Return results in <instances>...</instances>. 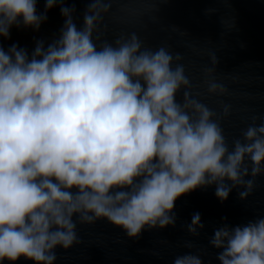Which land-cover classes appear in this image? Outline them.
I'll return each mask as SVG.
<instances>
[{
  "label": "clouds",
  "instance_id": "obj_1",
  "mask_svg": "<svg viewBox=\"0 0 264 264\" xmlns=\"http://www.w3.org/2000/svg\"><path fill=\"white\" fill-rule=\"evenodd\" d=\"M57 3L45 0L38 14L37 0H0V36L13 26L39 30ZM110 8L91 0L78 28L75 6H61L64 24L47 46L38 40L31 55L0 47V264L21 256L55 264L58 247L80 242L77 225L101 218L130 238L174 227L180 196L215 185L221 202L236 187L244 200L264 174V124L230 148L216 113L193 98L184 66L173 67L180 53L146 48L134 32L97 46L94 30ZM210 59L208 73L219 62ZM206 83L209 93L225 91ZM186 227L198 236L201 215ZM209 244L220 264H264V217L223 224ZM173 264L203 261L187 253Z\"/></svg>",
  "mask_w": 264,
  "mask_h": 264
},
{
  "label": "water",
  "instance_id": "obj_2",
  "mask_svg": "<svg viewBox=\"0 0 264 264\" xmlns=\"http://www.w3.org/2000/svg\"><path fill=\"white\" fill-rule=\"evenodd\" d=\"M111 8L102 12L103 20L94 30V42L136 33L144 47L153 50L164 46L182 59L174 62L185 68L190 79L193 98L206 104L216 115L231 148L234 139L254 122L264 124V0H110ZM91 0H63V5L47 10V20L39 30L13 26L10 38L0 36L5 51L16 44L29 55L38 40L45 46L57 38L64 24L61 6H75L73 19L83 27L84 12ZM45 12V0H37V13ZM218 64L214 71L210 57ZM215 80L224 92L209 93L207 80ZM181 89L177 102H183ZM229 106L227 114L224 106ZM250 163V162H249ZM251 178V177H247ZM227 183H231L228 181ZM256 187L244 200L239 198L242 187L233 188L228 199L221 202L215 195L216 186L197 188L175 201V226L145 230L138 238L101 218L96 222L78 224L80 242L70 249L58 247L55 264H173L177 256L187 253L201 257L203 264H220V249L209 244L214 229L228 224H247L264 217V174L256 177ZM194 213L201 215L205 227L198 236L187 231ZM75 219V217H74ZM191 245L188 247L187 245ZM3 264H12L5 260ZM15 264H34L23 256Z\"/></svg>",
  "mask_w": 264,
  "mask_h": 264
}]
</instances>
